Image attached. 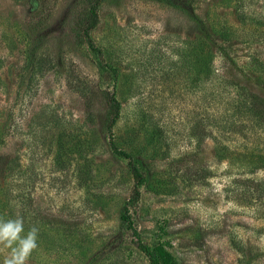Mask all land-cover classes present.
<instances>
[{"label": "rangeland", "instance_id": "374dc122", "mask_svg": "<svg viewBox=\"0 0 264 264\" xmlns=\"http://www.w3.org/2000/svg\"><path fill=\"white\" fill-rule=\"evenodd\" d=\"M180 1L101 0L90 31L98 55L78 35L85 0H0V122L12 119L0 144V221L21 218V236L38 229L25 264H149L121 221L134 181L109 148L98 88L114 89L115 137L146 176L129 205L141 240L165 243L177 264H264V196L231 181L236 170L213 156L212 139L264 149V133L217 134L211 90L196 86L193 66L197 14L244 68L234 80L264 99V0ZM10 255L0 242V264Z\"/></svg>", "mask_w": 264, "mask_h": 264}, {"label": "trees", "instance_id": "16d2710c", "mask_svg": "<svg viewBox=\"0 0 264 264\" xmlns=\"http://www.w3.org/2000/svg\"><path fill=\"white\" fill-rule=\"evenodd\" d=\"M100 1L85 0L87 5L84 12H82L80 24H78V35L82 37L87 47L98 55L101 53V50L92 41L90 31L97 25V7ZM175 1L181 2L180 0ZM194 16L199 31L201 32L195 44L193 58V66L196 73L195 81L199 89L205 84H208L211 90L212 98L210 97V101L213 105V112L211 113L213 128L215 127L217 129V134H223L229 137L234 136L237 131H240L243 133L242 136L249 138L254 135L252 133L253 129L264 133L263 97L234 80V78L236 79L244 74V68L242 67V69L237 65L234 55L230 53L226 45L216 43V39L207 30L202 19L197 14ZM222 38V40H227V37ZM216 57H220L224 64L231 66L234 70L232 76H226L218 72L215 64ZM42 64V61H37L33 65L41 67ZM106 66L109 70L116 71L114 67L107 63ZM92 88L87 87L86 91V108L89 118L93 114L94 96H96ZM97 92L106 99L107 113L103 126L107 134L109 148L113 154L127 160L128 170L134 181L132 194L128 199V203L123 207L121 221L131 231L132 236L135 238L137 248L144 254L149 264H177L172 253L166 248L165 243L159 242L150 245L142 241L139 236L129 213V205L134 204L138 200L140 186L145 182L146 176L137 164L135 155L122 148L115 137L114 125L120 116L122 107L120 101L114 96V89L109 93L98 88ZM10 121L12 119L8 116L5 122H0V144L4 141L5 134L10 128ZM122 138L123 142H126V134ZM212 139L215 145L213 148V156L219 161H224L229 171L236 170L231 181L248 182L251 186L250 188H246L248 190L246 192H249V194H257V197H263L264 179L257 181L254 177L250 176L255 175L259 170L264 172V149L258 148L257 145L253 146V142H251V146L240 145L239 147L231 148L225 145L222 142L223 138L217 135H213ZM7 170L9 176L15 175V158L8 161ZM7 190L9 189L7 188Z\"/></svg>", "mask_w": 264, "mask_h": 264}, {"label": "clouds", "instance_id": "9594fccd", "mask_svg": "<svg viewBox=\"0 0 264 264\" xmlns=\"http://www.w3.org/2000/svg\"><path fill=\"white\" fill-rule=\"evenodd\" d=\"M21 218L0 221V242L11 248V255L3 264H25L31 252L37 247L38 229L31 228L26 235Z\"/></svg>", "mask_w": 264, "mask_h": 264}]
</instances>
